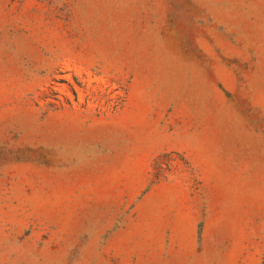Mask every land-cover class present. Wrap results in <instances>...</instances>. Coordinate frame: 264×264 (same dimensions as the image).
I'll return each mask as SVG.
<instances>
[{"label":"rangeland","instance_id":"374dc122","mask_svg":"<svg viewBox=\"0 0 264 264\" xmlns=\"http://www.w3.org/2000/svg\"><path fill=\"white\" fill-rule=\"evenodd\" d=\"M0 264H264V0H0Z\"/></svg>","mask_w":264,"mask_h":264}]
</instances>
